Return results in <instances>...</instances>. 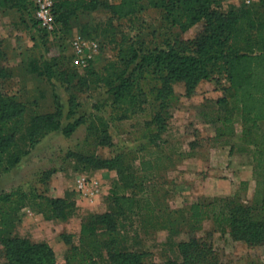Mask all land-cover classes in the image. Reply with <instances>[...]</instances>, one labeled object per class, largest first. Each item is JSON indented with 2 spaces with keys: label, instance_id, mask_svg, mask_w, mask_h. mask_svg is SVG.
I'll use <instances>...</instances> for the list:
<instances>
[{
  "label": "rangeland",
  "instance_id": "rangeland-1",
  "mask_svg": "<svg viewBox=\"0 0 264 264\" xmlns=\"http://www.w3.org/2000/svg\"><path fill=\"white\" fill-rule=\"evenodd\" d=\"M228 6L229 4H223L222 8L226 9ZM163 11L159 7L150 6L138 15L119 21H110V15L105 9L81 12L71 21L70 27L63 32L60 40H49L46 55L30 47L31 34L19 26L20 13L13 10L4 14L0 11V41L1 43L4 41L3 45H12L13 48L7 57L8 60L2 64L8 68L9 74L0 79V88L5 95L28 100L30 106L25 116L24 132L26 133L25 129L33 114L53 112L58 103L63 106L62 127L81 116L85 117L84 123L78 126L71 136H65L62 128L46 134L10 172H0V193L16 192L13 201L8 204L0 202V206L8 208L9 211L14 207L13 214L19 200L21 201L18 190L28 193L27 197L22 199L24 204L16 212L15 233L23 236L28 233L34 236L33 240L50 238L56 255V264H68L67 255L73 263L109 264L105 247L104 256L101 258L88 253L90 249L86 242L82 243L80 229L82 221L91 214L115 212L110 196L116 183L122 185L119 188L121 191L135 193L139 199L134 213H115L114 218L118 224L116 234L124 242L125 247L142 253V260L148 264H165L169 258L181 259L178 249L180 241L207 234H210L214 247L222 252L231 264H264V247L249 246L244 241L234 240L229 226L224 222H216L213 217L214 204L221 205L222 198L236 196L237 199L251 204L256 179L264 178V173L256 172L254 169L251 185L247 179L235 180L231 193L225 195L215 193L223 187L218 184L215 176L223 175L213 168L215 159L213 154L220 151L222 145L230 142L235 148L238 147L241 143V123H234L233 128L236 130L234 136L217 137L214 127L210 125L200 129L203 128L200 122L196 125L197 122L190 121L184 114L183 108L190 105L193 108L195 106L198 112L203 107L204 110L208 109L212 117L222 114L217 99L223 92L221 84L215 79L203 81L198 85L196 93L189 98L182 97L184 85L176 84L175 90L180 94V100L174 101L170 112L177 108V116L172 113L171 132L160 134L153 120L160 108L155 96L161 81L147 70L141 80V86L146 92L145 99L142 100V110L125 120L115 119L120 110L112 108L109 104L102 106L99 111L110 118L109 135L112 145H95L94 137L89 133L90 114L96 112L94 104L102 102L107 94L105 87L96 89L92 87L86 90L80 89L77 85L76 78L83 75L84 71L75 63V56L69 47L71 37L82 33L89 37L88 39L97 40L100 52L95 57L96 68H102L122 56L131 57L132 47L162 46L176 38L179 30L166 22ZM94 17L104 21L105 29L88 35L84 32L83 25L92 22ZM202 25L198 23L181 35L184 38H192ZM124 37L127 38L125 42ZM52 57L58 62L56 68L58 78L61 70H66L63 71L61 79L55 77L50 80L43 74L44 60ZM22 58H27V62L34 59L38 65L37 71L23 75L24 69L21 70L20 66ZM220 78L222 84L227 83L223 76ZM72 94L77 96L81 105L77 108L76 114L69 117L67 116L69 98ZM206 103H209V106ZM258 132H264V125ZM191 141L196 142V148L190 145ZM29 147L27 139L21 138L18 152ZM249 148L252 153L253 147ZM70 151L96 153L103 157L121 154L122 170L124 176H128V183L133 184L132 187H123L124 182L119 179L118 173L113 182H103L102 173L99 174L97 169L85 168L78 160L68 156ZM191 152L199 154L204 162L194 164L192 169L185 168V172L176 181L177 162ZM162 156L170 157L173 163H165L163 166L156 163V159ZM143 161L147 163L143 164ZM252 163L254 165V162ZM98 193L103 194L101 201ZM46 196L67 197L68 202L72 203L69 217L46 219L44 213L38 209L43 208L40 204L47 206L44 199ZM35 200L38 203L37 208L30 204ZM196 202H200L208 210L207 216L200 222L191 218L190 208ZM219 210L217 208V211ZM105 231L106 227L102 226L100 232ZM99 238L104 241L108 240L109 236L104 234ZM74 246H78L76 251ZM1 247L0 243V249Z\"/></svg>",
  "mask_w": 264,
  "mask_h": 264
},
{
  "label": "trees",
  "instance_id": "trees-1",
  "mask_svg": "<svg viewBox=\"0 0 264 264\" xmlns=\"http://www.w3.org/2000/svg\"><path fill=\"white\" fill-rule=\"evenodd\" d=\"M222 5V0H54L52 12L56 27L53 31L46 30L37 20L35 0H0V11L4 14L13 10L20 13L19 26L31 34L30 47L46 55L49 40H60L63 32L70 27L71 21L81 12L105 9L110 15V21H119L138 15L150 6L163 9L166 22L179 30L176 38L162 46L133 48L131 44V57L122 56L102 68H96L94 60L82 68L84 74L76 78L80 89L105 87L107 94L102 102L94 104L96 112L90 114L88 129L94 137L95 145H112L109 135L110 118L99 113L102 106L109 104L112 108L120 110V114L114 117L120 120L128 119L142 110V100L145 99L146 92L141 86V80L145 71L150 70L151 74L161 81L155 96L160 108L153 120L160 134L166 130L171 106L179 99L175 85L183 84L184 94L191 97L201 82L215 79L221 84L223 94L217 99V104L219 110L224 113L221 111L222 114L212 117L210 111L204 110V107L201 113L215 124L217 137L234 136L236 130L233 125L240 122L242 134L237 150L244 151L253 147L254 169L264 173V132H258L264 125V0H256L250 5L231 3L226 9L222 8ZM198 23L203 24L202 28L192 38H184L181 35ZM103 25V20L99 21L94 17L92 22L83 25V30L88 35H93L103 31ZM123 41H127V38L124 37ZM2 43L0 41V79L9 74L8 68L2 64L8 60L7 57L13 50L12 45ZM34 61L30 59L27 62V58L20 60L21 70L24 69L23 75L37 71L38 65ZM57 65L55 58L45 59L42 65L43 74L50 80L57 77ZM63 71L66 70H61L58 79H61ZM221 76L226 80V84L221 83ZM80 105L77 96L72 94L67 116H74ZM206 105L209 106V103ZM29 106L28 100L5 95L0 88L2 173L10 172L17 166L41 137L61 128L63 134L69 137L85 121V117L81 116L62 127L64 112L62 104L58 103L53 112L33 114L25 133L24 122ZM21 138L27 139L30 147L18 152ZM232 148H235L234 144ZM68 156L78 160L85 168L115 169L119 179L124 182L123 187L133 185L128 183V176H124L121 154L103 157L96 153L70 151ZM146 163L143 161V164ZM121 186L116 183L111 190L110 198L115 212L91 214L85 218L81 223L80 239L82 243L86 242L91 256L103 257L105 247L109 264H148L142 260V253L125 247L119 235L117 236L115 213H134L139 203L135 193L121 191ZM15 193L1 192L0 202L8 204L13 201ZM18 193L21 201L19 200L13 214L14 207L9 211L8 208L0 206V264H56L54 248L48 242L15 233L16 212L24 204L22 199L28 195L21 189ZM44 199L47 206L40 204L43 208L38 209L44 213L46 219H66L71 214L72 203L68 202L67 197L46 196ZM221 201L219 206L214 204V220L226 223L234 240L244 241L249 246L264 247V178L256 179L251 204L237 199L236 196L225 197ZM30 204L37 208L36 200ZM217 208L220 210L217 211ZM190 210L191 218L198 222L208 214V210L200 202L193 203ZM102 226L106 227L103 233L100 232ZM104 234H107L109 239L102 241L99 237ZM77 247H73L75 251ZM178 249L181 259L169 258L165 264H231L224 254L214 247L210 234L182 240ZM67 257L68 264H78L73 263L68 255Z\"/></svg>",
  "mask_w": 264,
  "mask_h": 264
},
{
  "label": "crops",
  "instance_id": "crops-1",
  "mask_svg": "<svg viewBox=\"0 0 264 264\" xmlns=\"http://www.w3.org/2000/svg\"><path fill=\"white\" fill-rule=\"evenodd\" d=\"M202 83V82H201ZM200 83V84H201ZM178 93V92H177ZM182 97H187L184 92H182ZM179 98H180V94ZM192 97V96H191ZM180 99H178L179 102ZM183 108V106H182ZM184 109V114L188 117V119L190 121H194L197 122L196 125H198V122H200L201 125H203V128L200 129H205L204 127L206 126H212L214 127L215 130V134L216 132V126L215 124L209 120L208 117L204 116L201 113V110L198 112L197 108L194 106V108L190 105L186 108V106L183 108ZM189 109V110H188ZM177 108L174 109V111H171L170 113V118L167 121V126H166V130L165 132H171V128H172V121H173V117H172V113L174 112L175 115L177 116ZM202 127V126H201ZM212 136L213 133L211 132ZM209 134V135H211ZM191 146H193L194 148H196L197 144L194 141H191L190 143ZM224 148V149H223ZM233 149V150H232ZM222 152V154H221ZM215 156V159H213V168L215 171H218L221 173V175L223 176H215L216 179H218V184L222 185L223 187L221 189H219L217 192H215L216 194L218 193H224L225 194H229L233 191V181H239V180H249V184L251 185V178L253 177V173H254V165H253V155L251 153V149L248 148L247 150L244 151H238L237 148H232V144L227 143L226 145H222V149H220V151H216L215 154H213ZM179 160V159H178ZM173 160L170 157H160L156 159V163L162 164V166L165 163H169L172 162ZM177 161V160H176ZM204 162V159L201 158V156L199 154H197L196 152H191L188 153L186 155L185 158H183L181 161L177 162V166L175 168L176 171V176L175 179L176 181H178L179 177H181V174L185 172V168L188 169H192L194 164H197L199 162ZM173 163V162H172ZM175 163V162H174ZM188 163V166H186V164ZM186 169V171H190ZM97 171L99 172V174L102 173L103 178H101V180L105 183H109V182H113L116 177H117V171L115 169H97ZM87 173H89V171H87ZM223 173V174H222ZM98 198L101 201L103 198V194L98 193ZM23 236V235H22ZM26 237H29L31 239H34L33 235L30 234H26L24 235ZM42 241H46L48 242L51 246H52V241L50 238L48 237H44L42 239Z\"/></svg>",
  "mask_w": 264,
  "mask_h": 264
},
{
  "label": "built area",
  "instance_id": "built-area-1",
  "mask_svg": "<svg viewBox=\"0 0 264 264\" xmlns=\"http://www.w3.org/2000/svg\"><path fill=\"white\" fill-rule=\"evenodd\" d=\"M256 0H222L223 4H246L250 5ZM54 0H35V15L40 25L48 31H53L56 27L52 12ZM71 48L75 56L77 66L82 68L88 66L95 60L100 52V44L97 40L88 39L81 34H76L71 39Z\"/></svg>",
  "mask_w": 264,
  "mask_h": 264
}]
</instances>
